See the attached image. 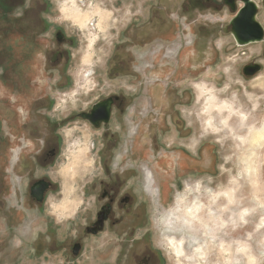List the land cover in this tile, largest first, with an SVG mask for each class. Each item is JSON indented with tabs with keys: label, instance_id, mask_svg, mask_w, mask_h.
<instances>
[{
	"label": "flooded vegetation",
	"instance_id": "flooded-vegetation-1",
	"mask_svg": "<svg viewBox=\"0 0 264 264\" xmlns=\"http://www.w3.org/2000/svg\"><path fill=\"white\" fill-rule=\"evenodd\" d=\"M60 4L0 0V211L9 218L22 209L44 210L57 187L50 172L63 150L64 128L81 123L89 133L75 127L73 137L87 140L99 170L86 186L94 206L87 213L82 237L112 235L109 246L99 250L107 259L102 264H166L165 254L153 243L147 172L160 187L156 189L161 203L162 177L199 167L185 164L190 153L184 148L167 143L173 128L182 139L193 132L184 128L181 116V108L191 104L192 97L177 93L175 81L198 72L190 63L204 58L208 45L222 35L237 48L261 46L255 62L243 67L245 76L257 74L250 73L259 66L257 58H264V0H155L141 12L146 17L135 15L122 30L110 59L109 75L142 80L135 92L119 87L83 110L61 116L56 114L53 93L72 84L77 38L69 34L67 28L75 24L64 16ZM245 9L241 32L245 37L259 34L253 19L262 27L263 41L239 44L235 21ZM55 16L63 18L54 20ZM170 71L176 80L166 78ZM159 90L162 101L157 102L154 95ZM175 154L180 163L170 166L168 158ZM82 243L67 252L79 256Z\"/></svg>",
	"mask_w": 264,
	"mask_h": 264
},
{
	"label": "rangeland",
	"instance_id": "rangeland-1",
	"mask_svg": "<svg viewBox=\"0 0 264 264\" xmlns=\"http://www.w3.org/2000/svg\"><path fill=\"white\" fill-rule=\"evenodd\" d=\"M58 1L62 3V0ZM85 3V11L100 9L106 24L102 32L91 23L87 30L77 25L67 28L69 34L77 38V46L72 52V84L53 93L58 103L57 115L83 110L87 103L95 102L101 95H109L119 87L135 92V85L142 82L141 79L134 81L135 78L130 76L115 78L108 71L122 30L135 15H143L141 12L155 0H86ZM103 17L96 16L93 25L96 26ZM62 18L55 16L54 20L61 21ZM94 36L97 41L92 45L90 40ZM260 51L261 46L257 44L247 48L234 47L230 37L222 35L208 45L204 58L190 63V68L194 65L198 72L187 73L177 80L174 71L166 74V78L176 80L177 93L182 91L184 96L192 97V103L181 108V116L184 128L193 131L182 139L173 128V137L167 136V143H176L190 153L185 164L199 166L194 171L178 170L162 177L161 203L152 196L150 227L153 243L165 254L166 264H176V259L166 247L164 234L167 231L161 222V214L178 207L179 201H184L182 206L191 205L198 198L205 206L211 205L216 215L225 221L223 227L215 225L217 231L213 242L203 231L197 235L199 243L207 246V264H264V138L255 144L251 140L255 132L264 129V58H257L256 63L262 68L257 74L245 76L243 73V67L255 62ZM87 58L89 62H86ZM88 72L92 74L87 76ZM200 85L207 90L204 95L200 93ZM157 93L154 99L160 102L162 92ZM211 95L218 98L216 103L231 105L232 113L229 110L208 112L206 100ZM211 118L215 128L208 125ZM75 127L82 131L87 129L81 123L64 128L67 136L63 150L50 172L57 187L49 194L44 210L22 209L9 218L5 217V210L0 211V264H102L107 260L101 258L99 250L109 246L113 239L111 234L89 239L85 235L82 237L87 213L94 206L92 198L86 195V186L99 175V170L96 154L91 153L87 140L73 137ZM81 149L85 154L78 163L75 156ZM168 160L170 166H176L181 158L175 154ZM230 189L236 193L233 205H229L222 194ZM206 190L220 196L214 201L213 193ZM9 206L17 204L9 203ZM244 209L249 211L245 220H240L238 214ZM181 232L188 235L185 228ZM182 233L179 232L177 237ZM81 240V254H69L67 250ZM110 259L113 260V256Z\"/></svg>",
	"mask_w": 264,
	"mask_h": 264
},
{
	"label": "bare ground",
	"instance_id": "bare-ground-1",
	"mask_svg": "<svg viewBox=\"0 0 264 264\" xmlns=\"http://www.w3.org/2000/svg\"><path fill=\"white\" fill-rule=\"evenodd\" d=\"M85 8H86V3L84 0H62V3L60 4L61 12L64 14V16L66 18L71 20L75 25H77L81 29L87 30L91 24H94L93 19L96 16L103 17L104 15H101L100 11H98L100 9L92 10L93 12L91 11L92 12L91 13L89 11H85ZM104 24H106V22L104 21V17H103V19L101 18L100 21L96 24V26L95 25H92V26L96 27L97 30L102 32L104 29ZM95 36H97V35L95 34ZM95 36L92 37L90 40V43L92 45L95 43V41H97ZM90 48H91V46H90ZM88 56H90V55H88ZM90 57H89V59H90ZM89 59L88 58L85 59L86 62H89ZM88 73L89 74L87 76H90V74H92L90 72H88ZM204 85H202L203 87H201V85L199 86V88H200L199 90H200V93L202 95H204L205 92H207L206 88H204ZM216 98L217 97H215L214 95H211V97H209V99L206 100L207 101L206 109L208 110V112L213 111V110H217L218 112L229 110L232 113V109H231L232 107L230 108V106H231L230 104H229L230 106H228V104H226V103H222V104L216 103V101H215ZM225 119H226V121H224V122L227 125L228 124L227 118H225ZM229 119H230V116H229ZM212 123H213V121L211 118L208 125L210 127L214 126ZM214 128H215V126H214ZM218 129L219 128H217V130ZM231 131H232V129H231ZM262 138H264V129L262 131L255 132L253 134V138L251 140H252V143L255 144V143H258ZM243 140L245 141V139H243ZM84 154H85V150H82V149L79 150V152L75 156L76 162L80 163L83 159ZM146 179H147V185H146L147 188L146 189L150 193V195H152L156 199L158 192L156 189V185H153V182H156L154 175H152L150 172H147V178ZM207 192L211 195L213 193L214 201L217 199L218 196H220V194L215 195L212 190H208ZM222 194L226 198L229 205L235 204V202H236L235 194L236 193H235L234 189H230L229 191H226ZM179 199H180V197H179ZM183 202L184 201L177 202V204H179L178 207H174L170 211L166 210L167 212H164L161 214L162 215L161 222H163L165 229L167 231V233L164 234V240L166 243V247H167V249H169L171 251V253L175 257L176 264H207V261H208V259H207L208 258L207 246L204 247L201 243H199V239L197 238V235L201 231H203L202 233L204 235H206L207 237H210V240H212V242H213V239L215 237V233L217 231L215 229V225H217L219 227H223V225L225 224V221L223 220L222 216L216 215L217 212H215V210L213 209V207L211 205L205 206L203 204L202 200H200L199 198L195 199L191 205L182 206L181 204H183ZM224 209L227 210V208H225V207H224ZM228 210H231V209L229 208ZM248 211L249 210H247V209H244L243 211H241L238 214V218L240 220H245ZM156 219H157V222L160 221V220H158L159 218H156ZM184 228L188 232V235H186V234L184 235L181 232V229H184ZM179 232L182 233V235H180V237L178 238L177 235L179 234ZM217 239H218V237H217ZM225 251H226V249H225Z\"/></svg>",
	"mask_w": 264,
	"mask_h": 264
},
{
	"label": "water",
	"instance_id": "water-1",
	"mask_svg": "<svg viewBox=\"0 0 264 264\" xmlns=\"http://www.w3.org/2000/svg\"><path fill=\"white\" fill-rule=\"evenodd\" d=\"M247 5L251 8L250 10H253L254 5L252 3L248 2ZM246 11H247V9H245L244 12H242L239 15V17L236 19V21H235L236 37H237V40L239 41L240 45H244V44L249 43V42H260V41H263V30H262V27L259 24L254 23L253 19H252V24L259 29V34L258 35L257 34H252L249 37H245L243 32H241V29L243 28L241 23L245 19L244 16H245ZM241 42L244 43V44H242ZM260 70H261V67L260 66H256L250 74H255L256 72H259Z\"/></svg>",
	"mask_w": 264,
	"mask_h": 264
}]
</instances>
